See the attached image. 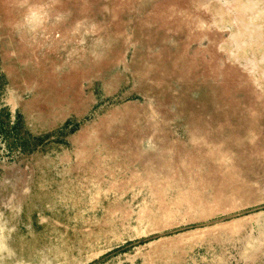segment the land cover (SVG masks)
<instances>
[{"label": "rangeland", "instance_id": "1", "mask_svg": "<svg viewBox=\"0 0 264 264\" xmlns=\"http://www.w3.org/2000/svg\"><path fill=\"white\" fill-rule=\"evenodd\" d=\"M263 35L264 0H0V264H264Z\"/></svg>", "mask_w": 264, "mask_h": 264}, {"label": "bare ground", "instance_id": "2", "mask_svg": "<svg viewBox=\"0 0 264 264\" xmlns=\"http://www.w3.org/2000/svg\"><path fill=\"white\" fill-rule=\"evenodd\" d=\"M248 6V5H247ZM245 9V8H244ZM244 11V10H243ZM252 22V21H251ZM243 23H244V21H243ZM242 23V24H243ZM240 24H241V22H240ZM244 26V25H243ZM246 26V25H245ZM256 36H258V37H262L259 33H257V35ZM264 36V35H263ZM256 39V38H255ZM263 39V38H262ZM242 44V43H241Z\"/></svg>", "mask_w": 264, "mask_h": 264}]
</instances>
